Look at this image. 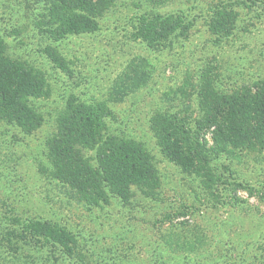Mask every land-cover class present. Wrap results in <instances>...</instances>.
I'll return each instance as SVG.
<instances>
[{
  "label": "rangeland",
  "instance_id": "374dc122",
  "mask_svg": "<svg viewBox=\"0 0 264 264\" xmlns=\"http://www.w3.org/2000/svg\"><path fill=\"white\" fill-rule=\"evenodd\" d=\"M221 1L116 0L98 18L96 33L53 45L72 78L40 52L33 16L14 12L8 20L0 8V31L12 32L13 26L23 31L7 37L11 48L51 81V95L42 103L47 125L28 134L0 123V264H264V152L222 153L215 165L231 164L245 188L220 192L164 155L152 129L157 115L176 112L198 129L204 76L213 77L223 93L264 78V0L235 6L237 30L229 38L210 27ZM149 13H183L195 23L186 38L152 49L134 36L139 18ZM138 78L143 85L122 95V87ZM74 93L114 107L120 132L142 143L153 158L158 179L151 190L127 202L111 196L90 208L53 178L45 143L65 98ZM204 134L213 144L212 130ZM30 218L65 229L78 255L17 242L13 231L20 227L14 220Z\"/></svg>",
  "mask_w": 264,
  "mask_h": 264
},
{
  "label": "trees",
  "instance_id": "16d2710c",
  "mask_svg": "<svg viewBox=\"0 0 264 264\" xmlns=\"http://www.w3.org/2000/svg\"><path fill=\"white\" fill-rule=\"evenodd\" d=\"M249 1L254 3L253 0H222L217 4L210 25L213 33L225 38L234 35L239 18L235 6L247 7ZM115 2L0 0V8L5 9L1 18L8 20H12L14 12L33 16L32 30L38 37L40 52L54 68L72 78V70L53 45H60L71 36L96 33L98 18ZM194 23L183 13L144 14L138 20L134 36L150 48L160 50L186 38ZM12 29L16 30L0 31V123L32 134L47 125L42 103L51 95V81L41 67L24 60L11 48L7 37L23 33L18 27ZM143 80L131 79L129 86L122 87V95L138 90ZM201 86L203 118L198 129H193L180 112L157 115L152 129L164 155L196 173L217 191L244 187L231 164L215 163L228 149L264 152V78L226 93L217 89L211 76H204ZM119 125L114 107L108 102L83 99L74 93L65 98L55 131L47 137L49 172L90 208L107 204L111 196L130 201L134 193L151 190L157 183L152 156L142 143L125 137ZM210 130L213 144L204 134ZM14 223L20 227L18 232L13 231L17 242L61 248L72 258L78 255L74 239L65 229L31 218L14 220ZM13 239L9 234L8 241L11 243Z\"/></svg>",
  "mask_w": 264,
  "mask_h": 264
}]
</instances>
